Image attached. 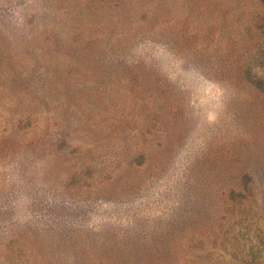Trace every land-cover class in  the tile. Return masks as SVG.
I'll use <instances>...</instances> for the list:
<instances>
[{"label": "rangeland", "instance_id": "obj_1", "mask_svg": "<svg viewBox=\"0 0 264 264\" xmlns=\"http://www.w3.org/2000/svg\"><path fill=\"white\" fill-rule=\"evenodd\" d=\"M263 20L0 0V264H241L264 235Z\"/></svg>", "mask_w": 264, "mask_h": 264}, {"label": "trees", "instance_id": "obj_2", "mask_svg": "<svg viewBox=\"0 0 264 264\" xmlns=\"http://www.w3.org/2000/svg\"><path fill=\"white\" fill-rule=\"evenodd\" d=\"M257 45H260V40L264 41V20L256 25ZM242 254L238 253L241 264H264V235L253 233L249 240V246H244ZM236 255V257L238 256Z\"/></svg>", "mask_w": 264, "mask_h": 264}]
</instances>
